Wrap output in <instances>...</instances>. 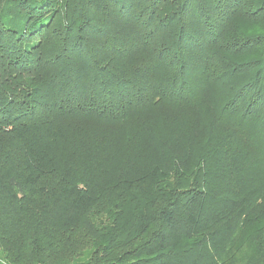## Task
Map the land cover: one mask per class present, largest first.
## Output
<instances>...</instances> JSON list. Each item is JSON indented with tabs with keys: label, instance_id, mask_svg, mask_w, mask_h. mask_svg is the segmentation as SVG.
<instances>
[{
	"label": "trees",
	"instance_id": "trees-1",
	"mask_svg": "<svg viewBox=\"0 0 264 264\" xmlns=\"http://www.w3.org/2000/svg\"><path fill=\"white\" fill-rule=\"evenodd\" d=\"M0 264H264V0H0Z\"/></svg>",
	"mask_w": 264,
	"mask_h": 264
}]
</instances>
